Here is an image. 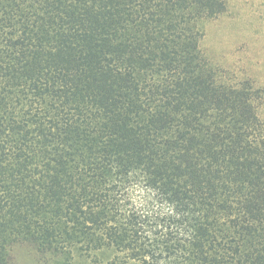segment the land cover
<instances>
[{"label":"trees","instance_id":"obj_1","mask_svg":"<svg viewBox=\"0 0 264 264\" xmlns=\"http://www.w3.org/2000/svg\"><path fill=\"white\" fill-rule=\"evenodd\" d=\"M229 6L0 0V264H264V86L204 47Z\"/></svg>","mask_w":264,"mask_h":264},{"label":"rangeland","instance_id":"obj_2","mask_svg":"<svg viewBox=\"0 0 264 264\" xmlns=\"http://www.w3.org/2000/svg\"><path fill=\"white\" fill-rule=\"evenodd\" d=\"M228 1L233 15L207 24L204 47L216 58L224 51L233 55L234 63L264 86V0ZM19 255L25 264H32L24 251Z\"/></svg>","mask_w":264,"mask_h":264}]
</instances>
